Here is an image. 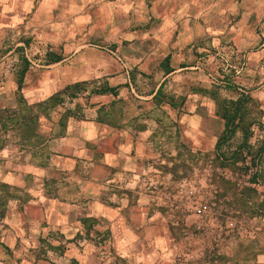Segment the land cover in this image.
<instances>
[{
  "label": "crops",
  "instance_id": "crops-1",
  "mask_svg": "<svg viewBox=\"0 0 264 264\" xmlns=\"http://www.w3.org/2000/svg\"><path fill=\"white\" fill-rule=\"evenodd\" d=\"M219 4L0 0L2 242L46 243L60 264H264V223H244L245 235L211 253L210 239L185 238L196 217L169 207L180 181L205 186L196 165L224 130L220 88L258 107L247 144L264 147V0H231L243 22L221 29ZM154 18L163 24L153 28ZM221 52L234 73L218 81L199 59L212 66ZM77 84L70 99L65 88ZM105 86L115 97L90 94ZM55 95L63 103L52 108ZM245 188L219 185V199L264 219L251 214L264 187Z\"/></svg>",
  "mask_w": 264,
  "mask_h": 264
},
{
  "label": "built area",
  "instance_id": "built-area-1",
  "mask_svg": "<svg viewBox=\"0 0 264 264\" xmlns=\"http://www.w3.org/2000/svg\"><path fill=\"white\" fill-rule=\"evenodd\" d=\"M110 54L114 53L110 52ZM117 61L124 66L120 58H117ZM245 166L244 172L224 167L214 172L197 173L202 176L199 179H204V187L185 179L179 182L171 194L168 193L172 197L169 207L180 213L183 220L189 215L197 219L194 230L190 233L186 231L185 238L202 236L204 239H210L211 246L207 251L216 253L230 240L245 235L244 223H264L263 218L251 216L237 207L229 206L230 202L227 197L219 199L220 181L231 184L238 193L242 192L245 187L254 189L264 187L258 179L255 184L251 182L257 173L256 166H252L251 158L245 160Z\"/></svg>",
  "mask_w": 264,
  "mask_h": 264
},
{
  "label": "rangeland",
  "instance_id": "rangeland-1",
  "mask_svg": "<svg viewBox=\"0 0 264 264\" xmlns=\"http://www.w3.org/2000/svg\"><path fill=\"white\" fill-rule=\"evenodd\" d=\"M155 1L156 0H152V3L153 5L155 4ZM220 1L221 4L217 5L216 8L219 12H221V14H217V20H216V28L217 29H221V28H224V27H227V26H231V27H239L240 26V23L243 22L241 17H238L237 18V10L239 11V8H238V5L234 4L232 5L231 7V4H230V1L231 0H217V2ZM236 2V0H234V3ZM229 9V7L231 9H233V18L232 20H229L226 21V17L225 15L223 14V11L224 9L226 8ZM229 6V7H228ZM255 6V5H254ZM170 8V7H169ZM159 9H157V14L159 13L158 12ZM223 18V19H222ZM164 20L160 19V18H154L153 19V28H158L160 27L162 24H163ZM246 25L248 27H251V28H255L257 26L256 22L254 19H248L246 20ZM207 24L202 22L201 20H199L198 24H197V29H199L200 31L204 30L206 28ZM260 26V24H258V27ZM17 42V37L14 35L13 37H11L9 39V44L10 45H15ZM204 47L206 46L207 47V43H206V40H204ZM203 55H204V52H202ZM223 52L220 53V58H219V62L216 61L214 64L213 62V65L210 66L208 60L205 58V59H199V61L202 63L201 67H202V73H206L208 72V68L210 67H214L212 72L213 73H210L212 74V76H214L215 79H218V81L220 80H223V77H230V76H233V73H234V70H231V69H226V64L227 62L224 60L225 57L222 55ZM1 54V53H0ZM203 57V56H201ZM230 58H237V56H231L229 55V59ZM218 59V57H217ZM227 60V59H226ZM238 60H235L233 61V63L235 64ZM237 66H238V63H237ZM216 85L221 86V83L220 82H216L215 83ZM203 85L205 84H201V88H205ZM203 86V87H202ZM90 90V89H89ZM219 98L221 99H229L231 98L233 95L232 92L230 91H226L222 88L219 89ZM220 100V99H219ZM83 103L85 104V101H83ZM251 108H252V113L249 117L246 118V122L248 124H257L259 123V115L257 113V110H258V107L255 106V105H250ZM243 139V134L241 132H237L236 135L234 136V138L225 146L222 147V149L220 150V153H224L226 156H228L230 158V154H232L233 152H235L238 147L241 145L242 143V140ZM259 147H261V144H259ZM259 147L257 148H251L250 147V154L248 155H244V158L243 160L241 161H238L236 162L235 164H233L232 161H229L226 165L222 166V162L220 159H218L217 155H218V152L216 150L214 151H210L209 153H199L200 155H204V160L199 164V165H196L198 166V170L201 172V173H204V172H214L216 169H219V168H224V167H229L233 170H236V171H240V172H244L246 170V166H245V160L247 158H251L252 159V166L255 167V166H258V169L259 167H261V170L264 171V164L260 163V159H261V156L259 157ZM264 179V174H261L260 175V181ZM219 185L220 187L223 188L224 191L226 192H233V193H237L236 190L234 189V187L227 183V182H224V181H220L219 182ZM245 189V188H244ZM254 200H256L257 196H254L253 197ZM257 203L260 202V199L257 198ZM256 204V203H254ZM249 214V213H248ZM3 232H5V229L4 228H1V225H0V264H60L59 262H56L54 261L53 259H51L47 254L46 252L49 251V247L48 245L45 243V244H34V245H31V244H22V243H19V242H12V243H5V242H2L3 241ZM68 264H72L71 263H68Z\"/></svg>",
  "mask_w": 264,
  "mask_h": 264
},
{
  "label": "trees",
  "instance_id": "trees-1",
  "mask_svg": "<svg viewBox=\"0 0 264 264\" xmlns=\"http://www.w3.org/2000/svg\"><path fill=\"white\" fill-rule=\"evenodd\" d=\"M169 57H167L163 61V65L165 67V73H169L170 70L168 68V63H169ZM52 62H57L58 59L51 60ZM79 87L80 85H74L71 87H66L65 88V93L71 92L69 95L70 99H73L77 92H79ZM19 88H20V83H19ZM158 93H160L158 91ZM90 94L93 95H106V94H111L112 96L115 97V89L109 88L108 86H105L100 89H93L90 91ZM158 95V94H157ZM216 98V96H215ZM217 102V115L220 117L221 120L224 121V130L221 133V135L218 138V141L215 146V150L218 152V159L221 160L222 166L226 165L229 161H232L233 164H235L238 161L243 160L244 155L250 154L249 150L250 147L248 146V139L251 135L250 133V127L251 124H248L246 122V118L249 117L252 113V108L250 105H253L254 103L248 96L241 95L237 100H218L216 99ZM63 103V99L60 97V95H55L53 98L49 100L50 106L56 107L60 104ZM237 132H241L243 134V141L241 145L238 147V149L230 154V158L226 156L224 153H220V150L222 149L223 146L227 145L236 135ZM264 154V147H261L259 149V155ZM260 180V175H256L252 179V183L255 184L256 180ZM262 183H264V179L261 180ZM251 190L250 188H245L244 191ZM251 213V212H250ZM253 215L257 214L260 216L264 217V197L263 199L259 202L256 203L252 213ZM72 264H76L73 262Z\"/></svg>",
  "mask_w": 264,
  "mask_h": 264
}]
</instances>
